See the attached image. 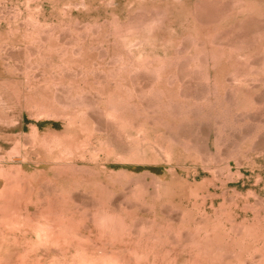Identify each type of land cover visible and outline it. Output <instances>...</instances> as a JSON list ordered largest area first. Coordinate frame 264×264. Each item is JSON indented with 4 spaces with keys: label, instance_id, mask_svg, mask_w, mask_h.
Wrapping results in <instances>:
<instances>
[{
    "label": "rangeland",
    "instance_id": "obj_1",
    "mask_svg": "<svg viewBox=\"0 0 264 264\" xmlns=\"http://www.w3.org/2000/svg\"><path fill=\"white\" fill-rule=\"evenodd\" d=\"M2 206L17 264H264V0H0Z\"/></svg>",
    "mask_w": 264,
    "mask_h": 264
},
{
    "label": "bare ground",
    "instance_id": "obj_2",
    "mask_svg": "<svg viewBox=\"0 0 264 264\" xmlns=\"http://www.w3.org/2000/svg\"><path fill=\"white\" fill-rule=\"evenodd\" d=\"M28 138V137H27ZM11 175V174H10ZM7 179H9L10 180V177L9 178H7ZM26 179V178H25ZM24 179V180H25ZM56 179V178H55ZM20 187V186H19ZM14 189H12V191H13ZM15 191V190H14ZM32 191V190H31ZM52 192H53V190H52ZM16 193V192H15ZM26 193V192H25ZM13 194V193H12ZM11 194V195H12ZM76 194V193H75ZM16 195V194H15ZM57 195V194H56ZM18 196V195H17ZM11 198V197H10ZM14 200H15V198H13ZM44 199V198H43ZM6 200H8V198L6 199ZM14 200H12V201H14ZM17 200V199H16ZM18 200H19V198H18ZM24 200V199H23ZM79 200V199H78ZM8 201H10V199L8 200ZM7 201V202H8ZM15 202V201H14ZM19 202V201H18ZM11 203V202H10ZM12 204V203H11ZM51 204V203H50ZM55 204V203H54ZM7 208V209H6ZM6 208H3V206H2V209H4L3 210V212L2 213H0L1 215H0V226H1V228L2 229H6L5 227L7 226V225H10V224H12V222H14V221H16L17 219L16 218H19L18 217V215H19V212L20 213H22L21 211L22 210H19V212L18 211H16L17 212V216H14L15 217V219L14 218H11V215L13 216V215H15V211H13L14 213H11L10 212V210L12 209L10 206L8 207V206H6ZM47 208V207H46ZM14 209V208H13ZM12 209V210H13ZM81 209V208H80ZM52 212V211H51ZM33 214V213H32ZM38 214V213H37ZM22 215V214H21ZM34 215V214H33ZM36 215V214H35ZM30 215H26V218L24 217V218H19V220L21 221L22 219H25L24 221H22V222H20L19 224H18V228L19 227H21V228H23V230H25L26 228L27 229H32L33 230V232H35V236H36V240H37V242L38 243H40V242H43V241H45V242H48V239L50 238V236L53 234V232L56 230V229H54V228H56V227H54V225H49L48 223L47 224H45L46 222H49V220H46V218L43 216H40V215H38L39 217L37 218V215H36V218L34 219H32V218H30L29 217ZM48 216H49V214H48ZM22 217V216H21ZM43 219H41V218ZM51 217V216H50ZM63 217V216H62ZM53 218V217H52ZM37 219V220H36ZM48 219H50V218H48ZM54 219V218H53ZM18 220V221H19ZM44 220L46 221V222H44ZM40 221H42V222H40ZM56 221V220H55ZM17 223V222H16ZM52 223H53V221H52ZM56 223V222H55ZM99 225H101V224H99ZM2 226H5L4 228L2 227ZM51 226H53L54 228H52ZM59 226V225H58ZM8 227V226H7ZM10 228V229H9ZM9 230H12L13 229V227L11 226H9ZM17 228V229H18ZM34 228V229H33ZM113 228V227H112ZM30 229V230H31ZM79 229V228H78ZM30 230H25V231H30ZM3 231V230H2ZM4 232V231H3ZM24 232V231H23ZM33 232H31V233H33ZM62 232V231H61ZM73 233V232H72ZM17 234V233H16ZM15 235V234H14ZM34 235V234H33ZM59 235V234H58ZM79 235V234H78ZM66 236V235H65ZM130 236V235H129ZM20 236H16V238H19ZM31 237V236H30ZM7 238V237H6ZM24 239V238H23ZM27 239H28V237H27ZM2 240V239H1ZM26 240V239H25ZM23 241V240H22ZM40 241V242H39ZM2 243H4V242H2ZM27 243H29V242H27ZM109 243V242H108ZM1 244V243H0ZM30 245V244H29ZM40 246H41V244H39ZM128 245V244H127ZM38 246V245H37ZM49 246V245H48ZM40 250H42V252H44L43 250H45V249H40ZM50 251V250H49ZM53 251V250H52ZM17 252V251H16ZM40 252V251H39ZM41 253V252H40ZM45 253V252H44ZM24 254V253H23ZM46 254V253H45ZM49 254V253H48ZM17 255V254H16ZM129 255V254H128ZM20 256V255H19ZM18 257V256H17ZM20 257H22V256H20ZM20 257L18 258V259H20ZM89 257V256H88ZM92 257L93 256H91V258L90 259H92ZM23 258H24V256H23ZM23 258H21L20 259V261H17V263L18 262H21V260L23 259ZM29 258V257H28ZM41 258V257H40ZM27 259V258H26ZM25 259V260H26ZM42 259H43V257H42ZM38 260V259H37ZM102 260V259H101ZM27 261V260H26ZM35 261V260H34ZM39 261H41V260H39ZM93 261V260H92ZM106 261H108V260H106ZM23 262V261H22ZM29 262V261H28ZM32 262V261H31ZM105 261H102V263H104ZM133 262V261H132ZM16 263V260L15 261H12V260H0V264H17ZM34 263V262H33ZM40 263V262H39ZM107 263V262H106ZM23 264V263H22ZM27 264V263H26ZM30 264V263H29ZM32 264V263H31ZM34 264H38L37 262H35ZM77 264H84V263H80V262H78Z\"/></svg>",
    "mask_w": 264,
    "mask_h": 264
}]
</instances>
